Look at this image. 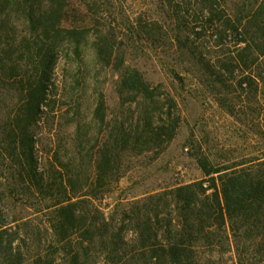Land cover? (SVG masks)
<instances>
[{
  "label": "rangeland",
  "instance_id": "374dc122",
  "mask_svg": "<svg viewBox=\"0 0 264 264\" xmlns=\"http://www.w3.org/2000/svg\"><path fill=\"white\" fill-rule=\"evenodd\" d=\"M214 1L210 8L209 0H65L62 26L83 27L86 34L79 56L55 39L64 42L46 106L31 126L34 155L45 181H56L58 169L77 178L82 194L96 170L97 149L108 145L117 153L114 176L95 203L113 212L118 226L127 225V252L145 250L135 223L146 211L161 214L164 242L169 228L178 229L179 212L164 192L196 181L211 186L204 159L221 171L216 176L242 168L264 174V0H243L242 36L229 22L238 0ZM19 2L0 5V226L9 228L20 255L11 262L0 249V264H34L45 254L52 239L46 207L66 199L28 198L19 178L25 164L10 135L20 131L22 86L40 72V56L30 60L28 45L43 41ZM101 44L109 49L100 52ZM133 70L149 90L125 83ZM100 96L103 123L94 115ZM227 227L216 230L213 244L198 247L208 264H264V215L229 218ZM129 264L151 262L141 257Z\"/></svg>",
  "mask_w": 264,
  "mask_h": 264
},
{
  "label": "trees",
  "instance_id": "16d2710c",
  "mask_svg": "<svg viewBox=\"0 0 264 264\" xmlns=\"http://www.w3.org/2000/svg\"><path fill=\"white\" fill-rule=\"evenodd\" d=\"M3 1L0 0V5ZM209 2L210 8L217 7L215 1ZM19 4L33 29L40 30L43 36V41H34L27 48V57L30 60H36L40 56V67H37L40 72L37 78L31 79L29 76L25 86H22L24 103L20 116V131L16 133L11 130L10 135L16 145L14 149L20 148L19 163L23 160L25 164L19 178L22 179L28 198L30 195L37 197L40 194L51 195L53 198L61 194L66 196V199L56 197L55 203L46 207L49 210L48 229L52 239L47 252L38 256L34 264H58L56 255H61L67 264H97L100 258L104 264H129L131 259L141 257H148L151 264H208L209 260H205L198 247L203 242L213 244V234L223 227L228 228L229 218L257 220L264 215L262 172L251 174L248 169L242 168L229 173L227 169L225 173L216 176L214 174L221 171L208 168L204 159V169L206 174L210 175L211 186L205 187L204 181H196L164 192V195L171 197L176 211L179 212L180 221L176 225L178 229L169 228V239L164 242L160 236L161 214L157 209L153 213L146 211L142 215L143 218H139L135 223L138 241L146 251L140 254L127 252L124 248L127 225L123 222L118 226L114 213L107 214L95 203L114 176L118 163L117 153L108 145L97 149L96 170L88 180V189L82 194H79L77 178L71 175L65 177L58 169L56 181H45L34 155L35 136L31 126L41 118L46 106L50 91V72L59 46L61 42L67 41L74 46L73 50L79 56L86 29H69L62 26L66 13L65 0H21ZM244 4L243 0H238L231 18L229 13L233 33L241 36ZM56 38H62L64 41H56ZM103 48L109 49V46L99 45L100 52ZM16 70L14 66L10 72L14 73ZM125 83L141 92L149 90L148 83L137 70L125 75ZM104 110V100L100 96L94 115L101 123L105 118ZM172 129L173 125L162 126L159 137L163 133L168 134ZM209 189H213L210 194L207 193ZM10 235L9 228L0 226V249L8 254L12 262L13 257L19 256L20 253L14 247V240Z\"/></svg>",
  "mask_w": 264,
  "mask_h": 264
}]
</instances>
